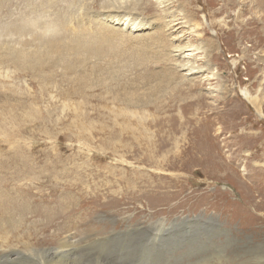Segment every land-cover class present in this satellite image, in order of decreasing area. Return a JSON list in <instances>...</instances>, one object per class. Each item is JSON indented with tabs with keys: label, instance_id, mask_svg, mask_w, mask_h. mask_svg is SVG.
<instances>
[{
	"label": "rangeland",
	"instance_id": "374dc122",
	"mask_svg": "<svg viewBox=\"0 0 264 264\" xmlns=\"http://www.w3.org/2000/svg\"><path fill=\"white\" fill-rule=\"evenodd\" d=\"M2 1L0 264H264V0Z\"/></svg>",
	"mask_w": 264,
	"mask_h": 264
},
{
	"label": "bare ground",
	"instance_id": "6f19581e",
	"mask_svg": "<svg viewBox=\"0 0 264 264\" xmlns=\"http://www.w3.org/2000/svg\"><path fill=\"white\" fill-rule=\"evenodd\" d=\"M53 1H54V0H53ZM78 1H79V0H78ZM80 1H82V0H80ZM144 1H145V0H144ZM2 2H3V1L0 0V8H1V3H2ZM54 2H55V1H54ZM57 2H58V1H57ZM57 2H56V3H57ZM59 2H60V1H59ZM62 2H63V1H62ZM72 2H73V1H72ZM141 3H142V2H141ZM161 3H162V2H161ZM43 4H44V3H43ZM55 5H56V4H55ZM145 5H146V4H145ZM148 5H149V3H147V7H148ZM111 6H112V5H108L107 8L105 7V8H106L105 11L109 12V10H112V9L110 8ZM141 6H143V3H142ZM13 7H14V6H13ZM33 7H34V6H33ZM37 7H38V6H37ZM46 7H47V6H46ZM112 7H113V6H112ZM7 8H8V7H7ZM9 8H10V6H9ZM43 8H44V7H43ZM58 9H60V8H58ZM115 9H116V8H115ZM36 10H37V8H36ZM40 10H41V9H40ZM44 10H45V9H44ZM8 11H9V10H8ZM55 11H58V10H55ZM62 11H63V10H62ZM62 11H61V12H62ZM64 12H66V11H64ZM64 12H63V13H64ZM114 12H115V10H114ZM21 13H22V12H21ZM33 14H34V13H33ZM61 14H62V13H61ZM65 14H66V13H65ZM109 14H110V13H109ZM18 15H19V14H18ZM67 15H68V14H67ZM125 15H126V14H125ZM129 15H130V14H129ZM172 15H173V14H172ZM15 16H17V14H16ZM22 16L24 17V15H22ZM31 16H32V15H31ZM109 16H110V15H109ZM174 16H175V14H174ZM174 16H173V17H174ZM128 18H129V17H128ZM113 19H114V20H113ZM121 19H123V17H122ZM131 19H134V18H131ZM119 20H120V19H115V18L112 17L111 22H113V23H116V22H117V23H120V22H118ZM125 20H126V19H125ZM19 21H22V18H21V20H19ZM26 21H27V20H26ZM32 21H33V20H32ZM17 22H18V21H17ZM24 22H25V21H24ZM29 22H30V21H29ZM29 22H27V23H21V24H18V23H19V22H18V23H16V24H18L19 26H20V25L27 26V27L29 28V29L27 28V29H28L27 32H29V30L32 31V32H34V28H33L32 26L35 27L36 24L33 25L32 22H30V23H29ZM35 22H36V21H35ZM129 22H130V21H129ZM14 23H15V22H14ZM25 24H26V25H25ZM31 24H32V26H31ZM133 24H134V22L132 23V25H133ZM139 24H140L139 26H142V25L145 26L147 23H139ZM177 24H178V23H177ZM18 25H16V26H18ZM132 25H131V26H132ZM19 26H18V27H19ZM139 26H138V27H139ZM136 27H137V26H136ZM7 28H8V27H7ZM14 28H15V26H14ZM16 28H17V27H16ZM10 29H11L10 31H12V28H10ZM27 29H26V30H27ZM13 30H15V29H13ZM137 30H141V29H137ZM18 31H19V30H17V32H18ZM122 33H124V32H122ZM120 35H123V34H120ZM94 40H95V39H94ZM77 45H78V44H77ZM74 46H75V45H74ZM75 47H76V46H75ZM69 48H70V47H69ZM78 48H79V47H78ZM114 48H115V47H114ZM175 48L177 49V48H179V46L176 45ZM183 48H184V47H183ZM180 50H182V49L179 48V51H180ZM99 51H100V50H99ZM113 56H114V55H113ZM172 56H175V55H172ZM0 57H1V56H0ZM103 59H104V58H103ZM11 61H12V60H11ZM12 62H13V61H12ZM115 64H116V63H115ZM109 68H110V67H109ZM109 68H108V69H109ZM101 69H102V68L99 69V72H101ZM175 69H176V68H175ZM175 69H174V70H175ZM103 70H104V69H103ZM172 70H173V69H172ZM173 73H174V72H173ZM177 73H178V72H177ZM172 78H173V77H172ZM100 79H101V78H100ZM174 89H175V88H174ZM182 93H183V92H182ZM175 94H176V93H175ZM246 94H247V93H246ZM173 95H174V94H173ZM174 96H175V95H174ZM246 96H247L248 100H249L251 103H254V104L256 103V104H257V100H256L255 98H252V96H248V95H246ZM141 102H142V101H141ZM53 254H54V253H53Z\"/></svg>",
	"mask_w": 264,
	"mask_h": 264
},
{
	"label": "water",
	"instance_id": "95a60500",
	"mask_svg": "<svg viewBox=\"0 0 264 264\" xmlns=\"http://www.w3.org/2000/svg\"><path fill=\"white\" fill-rule=\"evenodd\" d=\"M192 219V218H191Z\"/></svg>",
	"mask_w": 264,
	"mask_h": 264
}]
</instances>
